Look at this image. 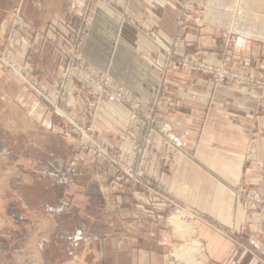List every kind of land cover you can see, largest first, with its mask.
Masks as SVG:
<instances>
[{
    "label": "crops",
    "instance_id": "0c3cea01",
    "mask_svg": "<svg viewBox=\"0 0 264 264\" xmlns=\"http://www.w3.org/2000/svg\"><path fill=\"white\" fill-rule=\"evenodd\" d=\"M63 1L68 6L58 10L57 0H33L35 12L28 15L37 24L63 20L79 0ZM111 1L114 9L105 4L96 6L85 41V56L94 68L108 72L111 83L124 87L129 98L148 107L161 77L157 65H162L166 56L137 26L155 30L163 44L170 47L179 13L172 10L164 14L173 0ZM253 1L255 5L247 3L244 8L256 20L242 28L235 26V30L254 36L238 49L245 70L260 74L264 72V0ZM195 4L201 5L194 10L196 22L184 30L176 55L212 63L223 50L234 53L235 45L229 50L225 47L234 15L231 5L222 0H195ZM47 55L49 63L36 64L37 72L52 79L57 62ZM230 64L236 66L238 62L233 57ZM162 85L166 90L159 122L169 123L180 134L183 149L171 151L170 161L161 165L164 148L155 134L145 171L161 183V195L175 200L183 214L191 216V222L185 224L179 214H169L154 190L116 183L115 173L105 160L93 164L84 154L69 155V137L58 134V126L50 118L41 122L38 117L37 128L33 126L37 129L35 138L51 144L53 163L57 161L61 168L66 165L64 173L53 171L54 179L64 178L67 182L65 190L64 183L51 175L49 179L58 199L63 190L67 200L62 196L61 203L68 202L76 213L74 224L81 225L77 227L79 234L66 235L73 241L81 240L83 246L60 260L46 256L42 242L58 233H44L41 212L34 209L31 218L40 227L25 233L26 238L24 233L2 237L0 264H261L258 257L264 256V217L247 223L244 210L235 201L234 189L250 184L264 190V98L230 87L217 88L210 75L190 73L185 68L172 72ZM70 88L68 107L83 113L85 85L77 79ZM15 108L26 131L25 108L18 104ZM99 115L96 128L109 133L112 144L122 149L130 162L140 126L131 122L128 110L118 104H102ZM78 159L83 162L81 169L75 163ZM40 166H35L33 176L43 181L47 176L41 172L42 163ZM80 174L81 180H75ZM26 217L22 214L19 219L26 221ZM193 244L199 247L196 254L187 251Z\"/></svg>",
    "mask_w": 264,
    "mask_h": 264
},
{
    "label": "rangeland",
    "instance_id": "374dc122",
    "mask_svg": "<svg viewBox=\"0 0 264 264\" xmlns=\"http://www.w3.org/2000/svg\"><path fill=\"white\" fill-rule=\"evenodd\" d=\"M201 1L205 3V0ZM222 1L231 5V12L234 14L228 28L225 47L229 50L230 46L235 45L236 49L234 53L223 50L216 62H207L204 59H198L193 56L178 57L175 53L183 40L184 30H188L189 26H193L196 22L194 10L196 8L199 9L201 5H198V7L195 4V0H173L172 4L167 5L168 7L165 8L164 14H170L172 10H177L179 13L170 47L163 44L155 30L147 29L140 25L137 26L166 56L164 63L157 65V70L161 74L160 81L152 92L148 107H144L141 101L129 98L124 87L111 83L109 76H107L108 72H101L94 68L85 56V41L93 22L96 6L105 4L114 9L111 0H79L76 8L70 11L69 17L54 23L46 21L41 24H37L28 15L35 12L33 0H0V239L2 237L8 238V234L12 236L15 233H24V238L25 233L37 231L40 226L35 225L31 218L35 209L41 212L43 224H45L42 225V231L47 234L58 233V236L53 235L54 237L49 238L47 242H42V250L46 256L53 260L55 258L60 260L61 257L79 252L83 246L81 240L73 241L66 235L72 232L79 234L81 230L77 227L81 225L74 224L76 213L75 210L68 207V202L64 201L61 203L62 196L66 199L62 191L65 190L67 182H64V178L60 180L54 179L56 174H53V171L57 169L59 172L64 173L66 172V165L64 164L61 168L57 161L53 163L49 155L51 144L48 145L45 139L39 140L35 138L37 137V129L35 131L34 127L38 126L40 120L43 122L47 117L58 126V131H56L58 134L69 137L71 140L72 145L69 146V155L84 154L93 164L105 160L115 173L116 178L114 180L116 183L122 186L140 188L143 191L154 190V196H159L158 201L164 204V208L170 212L169 214H179L178 216L182 218L185 224L191 222V216L183 214L175 200L167 198L164 194V196L161 195V183L155 181L145 171L147 154L153 145L155 134L152 136V141L141 164L142 157L140 154L138 155L137 148L147 134V121H152V124L156 126L154 130L160 129L161 126H166V128L176 133L169 123L159 122V115L163 107V91L166 90L164 85H162L163 80H167L171 73L179 68H185L190 73L199 72L203 75H210L213 85L217 88L230 87L244 94L251 96L258 94L260 98H264V72L258 74L246 71L244 61L241 60L243 56L239 54L240 49H238L244 46L245 41L254 36H248L241 30H235V26L242 28L256 20L252 12L244 8L247 3H250V5H255V3L253 0ZM57 4L58 10L68 6L63 0H57ZM262 4L264 5V2ZM223 6L225 7L224 4ZM233 19L235 20L234 25ZM42 20H45L43 16ZM262 20L264 27V17L261 18ZM262 35H264V31ZM47 53L57 62L52 79H49L48 74L46 76L43 73H38L36 67V64L45 66V64L49 63ZM233 57L238 62L236 66L229 65V61ZM220 71L224 73L219 77ZM86 72L97 75L102 82H92ZM77 79L81 80L85 85L83 113L70 109L66 100L73 80ZM106 85L113 90L116 88L123 90L122 95L125 102L111 101L108 97H103L97 107H93L92 103L96 99V97L93 98V93L109 91L105 87ZM104 103L118 104L125 107L129 112V120L140 126V136L130 162L125 160L123 150L117 149L112 144L110 134H103L96 128L100 116L99 110ZM17 104L23 105L25 108L27 117L25 120H28V123L26 122V131L22 128L23 124H21L19 119L21 114L17 112L18 109H13ZM134 104L139 106V109L143 112L136 122L132 121L130 117L131 105L135 106ZM155 105H157L156 112L150 118L148 113ZM56 107L65 111L66 114L73 115L74 121L77 123L91 125L95 130L96 136L104 144L101 145V149H104L103 153L105 155H101L102 152L98 146H92L95 147L94 149L88 148V145L81 141L82 133L74 128L65 117H60L56 113ZM38 117H41L40 120ZM48 130L50 129L47 128ZM158 133L156 135L159 136L160 133ZM178 135L180 136V134ZM161 136H159L160 143L164 148V153L161 156V165H163L170 161L171 151L180 150L172 149L166 144L167 141L166 143L164 142ZM181 149H183V146ZM116 155L120 156L127 166L141 168L144 184L132 185L127 183L124 178L127 174L124 171L122 172V166L113 162L112 157ZM137 157L139 158L138 164L135 162ZM41 163L43 168L41 172L44 176H47L43 178V181H39L33 176V169H35V166L36 169L41 168ZM75 163L77 164V169L82 168V161L78 159ZM132 169L134 170L131 167V171ZM49 175L55 181L64 183L62 184L64 189L61 192L58 191L60 193L59 199L58 194L55 193L56 187L53 181L49 179ZM81 177L80 174L76 176L75 180H81ZM32 180L33 182L28 184ZM94 189L97 190L96 188ZM250 190H255L260 195V203L256 204L249 198L247 192ZM234 197L236 203L244 210L247 216V223H252L259 217H264L263 188L256 185L242 184L234 189ZM163 199L167 204L162 202ZM22 214L27 216L26 221L19 219ZM69 214L70 216H68ZM8 218L10 219L9 224L7 222ZM35 228L36 230H34ZM229 230L232 229L229 228ZM235 242L240 244L237 241ZM2 244L3 242L0 240V248ZM195 247L199 248L198 245H189L187 251L191 252ZM1 251L0 249V253ZM48 257L47 259H49ZM258 259L261 264H264V256L261 255Z\"/></svg>",
    "mask_w": 264,
    "mask_h": 264
},
{
    "label": "built area",
    "instance_id": "2783aa9c",
    "mask_svg": "<svg viewBox=\"0 0 264 264\" xmlns=\"http://www.w3.org/2000/svg\"><path fill=\"white\" fill-rule=\"evenodd\" d=\"M86 71V70H84ZM224 72L220 71L219 72V77L222 76ZM86 75L88 76L89 79H91L92 82L98 83V82H102V80H100L98 78L97 75H93L90 72H86ZM107 89H109V91L107 92H94L93 93V98L96 97L95 102L92 103L93 107H97L99 101H101V99L103 97H108L111 101L116 100L117 102H121L123 103L124 101V96L122 95L123 90H120V88H116L115 90L110 89L107 85L105 86ZM125 102V101H124ZM135 106L131 105V119L132 121H138V119L141 117V115L143 114V112L141 111V109H139V106H137L136 104H134ZM156 106L155 105L148 113V116L151 118V116L154 114V112H156ZM56 113L60 116V117H65L71 125L74 126V128H76L77 130H79L82 133V137H81V141H83L84 144L88 145V148L94 149L96 146H98V148L101 150V155H105V153H103L104 149H101V145H104L103 142L101 140H99V138L96 136L95 130L93 129V127L91 125L88 124H79L76 121H74V116L70 115L69 113L66 114L65 111L63 110H59L56 107ZM147 134L145 137H143V139L141 140V143L139 145V147L137 148V153L138 155L140 154V156L142 157L140 164L143 162V158L146 155L148 146L150 145L151 141H152V136L154 134H157L158 132L166 139H164L159 133V136H161V138L164 140V142L166 143L167 141V145L172 147V149L175 150H181L182 146H183V142L181 137L172 132L171 129L166 128V126H161L160 129L154 130L156 128V126L154 124H152V121H147ZM95 146V147H92ZM113 162L116 165H120L122 166V172L124 171L127 176H125L124 178L126 179L127 183H131L132 185H139V184H144L142 181L143 178V174L141 172V168L140 167H133L134 170L132 169L131 171V167L127 166L125 164V162H123L122 158H120V156L116 155L115 157H112ZM135 162H137V164L139 163V158L137 157L135 159ZM133 164V163H132ZM249 198L255 202L256 204L260 203V195L255 191V190H250L247 192ZM162 202L166 203L167 202L163 199Z\"/></svg>",
    "mask_w": 264,
    "mask_h": 264
},
{
    "label": "bare ground",
    "instance_id": "6f19581e",
    "mask_svg": "<svg viewBox=\"0 0 264 264\" xmlns=\"http://www.w3.org/2000/svg\"><path fill=\"white\" fill-rule=\"evenodd\" d=\"M192 250H193V251H192ZM192 250H191V254H196V253L198 252L199 248H196V247H195V248H193Z\"/></svg>",
    "mask_w": 264,
    "mask_h": 264
}]
</instances>
